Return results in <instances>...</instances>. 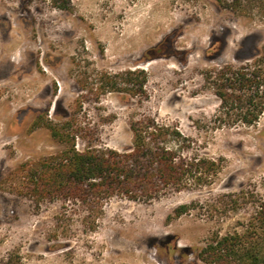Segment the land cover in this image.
Wrapping results in <instances>:
<instances>
[{
  "label": "rangeland",
  "instance_id": "374dc122",
  "mask_svg": "<svg viewBox=\"0 0 264 264\" xmlns=\"http://www.w3.org/2000/svg\"><path fill=\"white\" fill-rule=\"evenodd\" d=\"M256 48L264 0H0V264H262L242 257L264 252V112L243 125L217 96ZM145 118L216 173L147 202L36 188L72 144L129 151Z\"/></svg>",
  "mask_w": 264,
  "mask_h": 264
},
{
  "label": "trees",
  "instance_id": "16d2710c",
  "mask_svg": "<svg viewBox=\"0 0 264 264\" xmlns=\"http://www.w3.org/2000/svg\"><path fill=\"white\" fill-rule=\"evenodd\" d=\"M239 1L231 0L233 5ZM249 59L251 61L237 71L232 72L235 67L231 66L224 70L222 74L226 77L222 79L220 87L224 92L217 93L221 101L220 111L232 112L234 108L243 114L239 122L246 126L254 125L264 112V52L256 48ZM107 79L110 85H114L111 77ZM39 120H34L31 128L36 127ZM44 126L54 140H62L61 131L56 125L45 121ZM129 126L132 133L129 151L118 153L86 143L78 151L72 144L59 156L50 175L45 174L43 169L46 167H41L43 169L35 176L38 178L36 188L40 191L48 188L49 192L82 203L114 196L140 198L147 202L167 189H181L189 179L199 182L210 173H216L214 162L200 159L187 163L181 159L177 155L178 146L168 143L166 126L158 125L149 118ZM66 136L69 138L70 135ZM74 137L72 133V143ZM183 210L184 207H180L177 215H181ZM258 215L261 224H264V205ZM240 239V236L224 237L205 251H211L213 261H219L218 256L223 258V249H232ZM245 260L264 261V252L248 253L242 257V261Z\"/></svg>",
  "mask_w": 264,
  "mask_h": 264
}]
</instances>
